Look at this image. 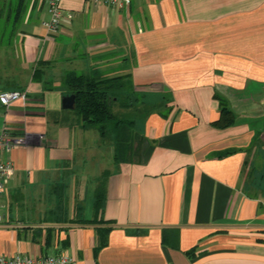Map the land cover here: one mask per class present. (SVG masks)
<instances>
[{
    "label": "crops",
    "instance_id": "obj_1",
    "mask_svg": "<svg viewBox=\"0 0 264 264\" xmlns=\"http://www.w3.org/2000/svg\"><path fill=\"white\" fill-rule=\"evenodd\" d=\"M60 6L72 18L57 33L42 26L46 0H35L0 45V92H27L24 104L0 105V132L27 137L3 154L14 172L1 213L17 227L0 226V255L264 264V0ZM69 73L120 77L146 95L123 110L140 117L120 151L114 135L101 137L62 109ZM223 108L232 122L220 126ZM90 129L111 146L104 167ZM87 166L96 169L90 177ZM90 179L98 186L87 215ZM102 228L109 232L99 248Z\"/></svg>",
    "mask_w": 264,
    "mask_h": 264
},
{
    "label": "trees",
    "instance_id": "obj_2",
    "mask_svg": "<svg viewBox=\"0 0 264 264\" xmlns=\"http://www.w3.org/2000/svg\"><path fill=\"white\" fill-rule=\"evenodd\" d=\"M28 6V0H12L9 3L5 18H3V12L0 13V45L9 42L19 29L28 11ZM116 83L119 84L118 87ZM124 83V79L120 77H87L76 73H69L65 78L69 94L75 96L73 111L78 117L81 126L96 127L101 137H105L108 134L114 135L118 151L121 150L122 146L127 145L126 142L132 134L134 125V121H129L128 116H120L118 113L113 112V107L118 103V98L112 94L117 88L121 89ZM134 102L136 103L137 99ZM132 105L131 103L129 105H121L119 109L128 110L132 108ZM231 122L232 116L230 112L223 108L217 124L225 126ZM117 149L116 153L119 155ZM101 200V197L97 200V209L101 207ZM85 223L98 225L100 222L94 220ZM108 232V228H102L99 231V248L106 246Z\"/></svg>",
    "mask_w": 264,
    "mask_h": 264
},
{
    "label": "built area",
    "instance_id": "obj_3",
    "mask_svg": "<svg viewBox=\"0 0 264 264\" xmlns=\"http://www.w3.org/2000/svg\"><path fill=\"white\" fill-rule=\"evenodd\" d=\"M89 4H102L111 10L122 11L130 3V0H86ZM48 5L49 18L42 23L43 28L50 34H55L60 29L63 21H70L71 15H64L60 6V0H46ZM27 100L26 91H5L0 92V105L8 107L15 102L24 104ZM27 145V137H16L6 131L0 132V226L6 229H13L17 226L4 225V216L1 211L5 208L2 197L5 184L13 175L14 169L8 160L3 159V154ZM72 261L67 256H53L45 254L37 258H26L20 255L3 256L0 255V264H71Z\"/></svg>",
    "mask_w": 264,
    "mask_h": 264
},
{
    "label": "rangeland",
    "instance_id": "obj_4",
    "mask_svg": "<svg viewBox=\"0 0 264 264\" xmlns=\"http://www.w3.org/2000/svg\"><path fill=\"white\" fill-rule=\"evenodd\" d=\"M12 0H6V1H3V0H0V13L3 12V18H5L6 14H7V11H8V7H9V3L11 2ZM34 1L35 0H28V11L26 13V16L24 17V20L23 21H26L29 17L28 13L30 14L34 7ZM3 4V5H2ZM116 86L118 87L119 84L116 83ZM113 96L117 97L118 98V103H116V105H114L113 107V112L115 113H118L120 116H125L126 117L128 116L129 118V121H136V119H138L140 116H138V110H133V111H129V112H124L123 110H120L119 109V106L121 105H129L130 103L133 104L132 106H134L135 104V99H137V102L136 103H142V102H145L146 100V95L144 93H142L141 91H136L135 89L125 85H122V88H117L115 90V92H113L112 94ZM130 109V108H129ZM140 129V128H139ZM90 134L91 135H94V141L96 140L97 141V144L100 145V149H99V152L102 154V158L100 160V163L103 165L104 162H105V158L106 157V154L107 156H110L112 154L111 152V149H110V144L108 145L107 141L104 139H100L99 137V134L96 132L95 129H90ZM94 150V149H93ZM104 158V159H103ZM102 159H103V162H102ZM106 163V162H105ZM100 164V166L102 167V165ZM105 166V164L103 165V167ZM86 171L88 172L89 174V177L92 176L93 172H96V169L95 167H89L87 166L86 167ZM98 186V183L95 182L94 180H89L88 182V186H87V190L84 194V196L82 197V200L83 203L82 205L84 206L85 208V214L87 215H90V204H91V201H92V198H93V193H94V190L95 188Z\"/></svg>",
    "mask_w": 264,
    "mask_h": 264
},
{
    "label": "water",
    "instance_id": "obj_5",
    "mask_svg": "<svg viewBox=\"0 0 264 264\" xmlns=\"http://www.w3.org/2000/svg\"><path fill=\"white\" fill-rule=\"evenodd\" d=\"M75 104V96L73 94L64 95L61 101V107L64 110H73Z\"/></svg>",
    "mask_w": 264,
    "mask_h": 264
}]
</instances>
